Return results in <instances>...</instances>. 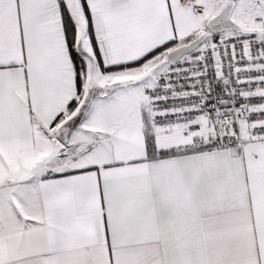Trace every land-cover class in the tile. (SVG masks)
<instances>
[{
	"label": "snow or ice",
	"instance_id": "snow-or-ice-1",
	"mask_svg": "<svg viewBox=\"0 0 264 264\" xmlns=\"http://www.w3.org/2000/svg\"><path fill=\"white\" fill-rule=\"evenodd\" d=\"M0 264H264V0H0Z\"/></svg>",
	"mask_w": 264,
	"mask_h": 264
}]
</instances>
